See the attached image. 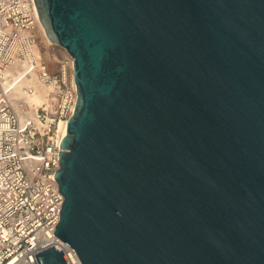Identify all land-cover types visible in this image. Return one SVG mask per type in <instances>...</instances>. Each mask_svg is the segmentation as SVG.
Masks as SVG:
<instances>
[{
	"label": "water",
	"instance_id": "water-1",
	"mask_svg": "<svg viewBox=\"0 0 264 264\" xmlns=\"http://www.w3.org/2000/svg\"><path fill=\"white\" fill-rule=\"evenodd\" d=\"M34 3L77 84L56 236L83 264H264V0Z\"/></svg>",
	"mask_w": 264,
	"mask_h": 264
},
{
	"label": "built area",
	"instance_id": "built-area-1",
	"mask_svg": "<svg viewBox=\"0 0 264 264\" xmlns=\"http://www.w3.org/2000/svg\"><path fill=\"white\" fill-rule=\"evenodd\" d=\"M36 19L34 0H0V264H40L36 253L48 246L42 236L57 239L61 246L52 244L75 264L76 250L55 234L65 196L54 176L60 168L57 130L74 111L77 84L69 60L60 62L59 74H51L34 51ZM25 62L28 69L17 72L16 80L39 71L54 88L52 100L35 116L22 115L8 97L13 71L7 70Z\"/></svg>",
	"mask_w": 264,
	"mask_h": 264
},
{
	"label": "bare ground",
	"instance_id": "bare-ground-1",
	"mask_svg": "<svg viewBox=\"0 0 264 264\" xmlns=\"http://www.w3.org/2000/svg\"><path fill=\"white\" fill-rule=\"evenodd\" d=\"M36 10V7H35ZM37 14V11H36ZM36 33L40 35L41 38L50 39L47 33V30L41 20L39 19L37 15L36 19V25H35ZM35 51V50H34ZM36 52V51H35ZM72 57V56H71ZM73 57L71 58V66L74 70L73 66ZM27 63V62H25ZM27 69V67H26ZM23 71H18V73H21ZM11 85L13 86L11 91V99L14 105H19L20 100L23 99L26 101L29 106H30V111L29 112H21L22 115H27V116H35L38 108L49 101V92L52 90L53 86L51 84H48L45 82V80L40 79L39 76L36 75L35 71L30 72L26 76H24L21 80H16L12 79ZM73 82H75L74 79V72H73ZM6 85H8L6 83ZM10 85V84H9ZM27 85L30 88L29 91H24L23 86ZM20 108V107H19ZM34 115H31V114ZM67 127H68V122L67 121H61L58 126L57 130V140L59 143H61V140L63 137L67 134ZM52 243H57L58 245L61 246L60 242L57 241L54 237H48V236H42V245H50ZM72 258L75 264H83L81 259L79 258L78 254L76 255L75 253H72ZM15 260H13L12 263H14ZM16 264H20L17 263Z\"/></svg>",
	"mask_w": 264,
	"mask_h": 264
},
{
	"label": "rangeland",
	"instance_id": "rangeland-1",
	"mask_svg": "<svg viewBox=\"0 0 264 264\" xmlns=\"http://www.w3.org/2000/svg\"><path fill=\"white\" fill-rule=\"evenodd\" d=\"M34 32H35V34L38 37L37 48H35L36 54L40 53L44 63L47 64L48 69H49L51 74H59L60 62L65 60V59H67V60H69L71 62V58H72L71 55L68 53V51L64 47L52 42L50 39H46L45 40V38H41L40 35L36 33V29H35ZM26 67L28 69V64L27 63H25L24 66L18 64L16 66H14L13 68H9L7 71H10V70L13 71V73H11L12 74V78L11 79H15L16 78V73L18 71H23V72L26 71L27 70ZM32 72H34V71H32ZM35 73H36L37 76L40 77L41 73L39 71H38L39 75H38L37 72H35ZM70 73H71V70H70ZM40 79L44 80L42 77H40ZM7 84L11 85V81H8ZM30 88L31 87H29L27 85L23 86V90L24 91H29ZM53 89L54 88H52V90L49 92V97L50 98H49V101L46 102V103H49L52 100V98L54 97L53 93H52ZM8 97H9L10 102L13 104L12 99H11V93H8ZM46 103L42 104L40 107L45 106ZM26 104L29 106V104L26 101L21 99L19 105H14V106L17 108V110L19 112H25V111L29 112L30 111V106H29L28 110H24V108L22 106V105L25 106ZM29 114H31V113H29ZM31 115H34V114H31Z\"/></svg>",
	"mask_w": 264,
	"mask_h": 264
}]
</instances>
